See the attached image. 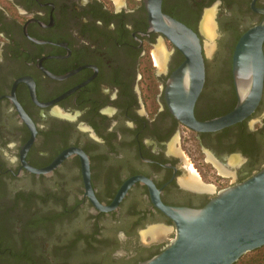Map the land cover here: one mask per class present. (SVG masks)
<instances>
[{
    "label": "flooded vegetation",
    "instance_id": "af4514ba",
    "mask_svg": "<svg viewBox=\"0 0 264 264\" xmlns=\"http://www.w3.org/2000/svg\"><path fill=\"white\" fill-rule=\"evenodd\" d=\"M148 2L0 0V264H140L174 236L153 198L200 209L264 168V80L241 122L182 125L167 85L184 57L152 30ZM160 12L207 38L195 120L231 112L233 51L264 0H161ZM234 264H264V246Z\"/></svg>",
    "mask_w": 264,
    "mask_h": 264
},
{
    "label": "water",
    "instance_id": "95a60500",
    "mask_svg": "<svg viewBox=\"0 0 264 264\" xmlns=\"http://www.w3.org/2000/svg\"><path fill=\"white\" fill-rule=\"evenodd\" d=\"M160 3L161 0H149L147 5L152 30L162 32L184 57L167 85L172 114L197 133L215 132L250 116L263 95L264 19L242 34L235 45L234 109L224 116L198 122L193 107L204 82L205 44L192 30L163 16ZM57 164L58 161L54 163ZM128 185L122 187L112 205L101 210L116 207ZM153 203L172 221L174 236L162 253L140 264H234L246 252L264 246V168L244 182L219 191L200 209L167 207L157 198Z\"/></svg>",
    "mask_w": 264,
    "mask_h": 264
},
{
    "label": "bare ground",
    "instance_id": "6f19581e",
    "mask_svg": "<svg viewBox=\"0 0 264 264\" xmlns=\"http://www.w3.org/2000/svg\"><path fill=\"white\" fill-rule=\"evenodd\" d=\"M204 25H203V32H204V34H206V36L208 37V38H210V40L211 39H213L211 36L213 35V28H212V26H211V24L208 22V20L206 21H204V23H203ZM202 32V31H201ZM203 34V33H202ZM206 40H207V38H206ZM209 40V41H210ZM207 42V41H206ZM206 47H207V51L208 52H210L211 50H212V47H210V45H206ZM160 234H161V230H155V231H153V233H152V236L154 237V238H158V236L160 237ZM163 236V235H162Z\"/></svg>",
    "mask_w": 264,
    "mask_h": 264
},
{
    "label": "rangeland",
    "instance_id": "374dc122",
    "mask_svg": "<svg viewBox=\"0 0 264 264\" xmlns=\"http://www.w3.org/2000/svg\"><path fill=\"white\" fill-rule=\"evenodd\" d=\"M204 20H205V16H204V18H203V21H202V26H203V23H204ZM205 41H206V39L204 38V44H205ZM2 227V226H1ZM4 237H6V235L5 234H2Z\"/></svg>",
    "mask_w": 264,
    "mask_h": 264
}]
</instances>
